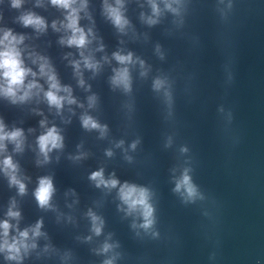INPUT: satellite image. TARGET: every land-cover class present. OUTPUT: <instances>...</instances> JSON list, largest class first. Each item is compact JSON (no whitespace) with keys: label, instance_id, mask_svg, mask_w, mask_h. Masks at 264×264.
Masks as SVG:
<instances>
[{"label":"clouds","instance_id":"clouds-1","mask_svg":"<svg viewBox=\"0 0 264 264\" xmlns=\"http://www.w3.org/2000/svg\"><path fill=\"white\" fill-rule=\"evenodd\" d=\"M51 3L59 8L67 11L65 17L66 23L62 26L69 35H66L61 39L62 44L67 46H75L79 49H84L90 43L89 36L91 35V29L87 32L79 26V12L85 7L84 3H81L79 7L76 6L77 0H51ZM21 0H13V7H19ZM117 6L105 4V9L113 23L121 30L124 29L127 24V20L123 17L121 12V0H116ZM171 8V5H167ZM153 13L159 14V8L155 3L152 4ZM175 11V9H173ZM24 26H32L37 31H44L46 24L43 18L36 16L32 13H28L20 17ZM149 23H155V20L149 18ZM53 28H56L55 22ZM59 31V29H57ZM24 40L23 36L14 35L11 30H5L3 37L0 38V95L9 99L12 103H22L34 95H39L43 92V96L50 106L60 110L64 103L73 104L75 100L71 95V89L67 87H61L53 69L48 63V60L43 56H35L33 63L39 65V75L47 78L48 90L44 91L35 79L26 83V78L31 75L36 77L37 73L33 72L31 68L24 65L22 59V53L18 49L17 45L21 44ZM80 55L83 57V64L88 69H97L98 63L95 62L91 56H85L81 51ZM114 58L122 65L132 63V54L122 55L119 52L114 53ZM74 67L77 70V74L80 72V62L74 61ZM142 63V62H141ZM113 84L117 86H123L126 90L129 88V72L127 67L116 70V74L113 77ZM162 80H156L154 87L160 89L163 85ZM80 84L83 85L84 81L81 79ZM64 92L67 95H60ZM94 97L89 98L90 105L94 102ZM82 123L85 128L98 129L101 126L90 116L82 117ZM45 121H41V126H44ZM103 131V129H101ZM11 142L15 145V151L19 152L23 150L24 133L20 128L13 129L11 131L6 130L4 124L0 122V153L6 151L5 142ZM40 154L44 158V162L49 159V153L54 149H60L63 147V137L60 135L58 129L53 126L47 128L46 132L41 134L37 140ZM135 148V143L132 145ZM181 151H187L182 149ZM111 155V152L108 153ZM4 174L8 177L10 185L18 187L19 193L22 195L26 191V185L18 176V165L14 162L10 155H5L4 159L0 161ZM189 169L185 168L179 178L176 179L174 192L178 193L185 202H194L197 199H202V195L199 192L197 186L192 182V178L189 175ZM90 179L95 181L97 187H105L109 190L116 188L119 185V181L115 178L106 179L103 170L95 171L91 174ZM54 186L52 179L49 177H43L39 180V186L35 191V197L39 206L42 209L51 207L50 201L54 194ZM118 196L122 204L126 206L127 215L137 216L142 218V223L137 225L135 222L132 227H140L145 231L153 228L155 223L154 207L151 203L152 193L146 187H140L135 184L124 183L119 186ZM15 202L9 208L7 216L11 219H19L20 212L14 210ZM89 216L92 220L93 231L99 235L102 230L103 221L100 217L96 216L91 211ZM14 226L9 223L8 219L0 222V230H2V242H0V251L6 252V259L19 261L21 252H27L29 248H35V243H29L30 240H34L35 237L42 235L40 229L42 227V221H38L34 227L18 231V235L9 240V231ZM31 233V235H30ZM112 245L105 243L103 251L107 252ZM105 264H113L111 259L105 261Z\"/></svg>","mask_w":264,"mask_h":264}]
</instances>
